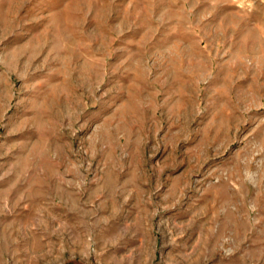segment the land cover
<instances>
[{"label":"rangeland","instance_id":"rangeland-1","mask_svg":"<svg viewBox=\"0 0 264 264\" xmlns=\"http://www.w3.org/2000/svg\"><path fill=\"white\" fill-rule=\"evenodd\" d=\"M0 264H264V0H0Z\"/></svg>","mask_w":264,"mask_h":264}]
</instances>
